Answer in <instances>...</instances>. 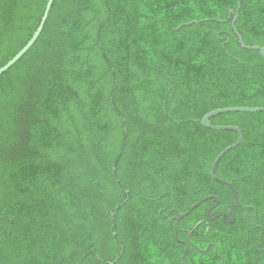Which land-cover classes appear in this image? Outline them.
Here are the masks:
<instances>
[{"label":"trees","instance_id":"trees-1","mask_svg":"<svg viewBox=\"0 0 264 264\" xmlns=\"http://www.w3.org/2000/svg\"><path fill=\"white\" fill-rule=\"evenodd\" d=\"M47 3L0 0V69ZM239 4L264 47V0H54L0 76V264H264L263 112L211 120L244 135L216 170L235 222L209 200L171 225L208 196L232 215L211 167L238 133L202 120L264 107Z\"/></svg>","mask_w":264,"mask_h":264},{"label":"water","instance_id":"water-1","mask_svg":"<svg viewBox=\"0 0 264 264\" xmlns=\"http://www.w3.org/2000/svg\"><path fill=\"white\" fill-rule=\"evenodd\" d=\"M53 3H54V0H48L47 7L45 9L44 15H43V17L41 19V22H40V24H39V26L37 28V31L33 35L32 39L28 42V44L10 62H8L4 67H2L0 69V76L2 74H4L5 72H7L10 68H12L18 61H20L22 59V57L36 43V41L40 37V35H41V33H42L43 29H44V26H45V24L47 22V19L49 17L50 11L52 9ZM240 6H241V4H239L238 9H237L236 12H234L232 10L229 12V18L231 16H233L232 28H233L235 34L238 37L239 44H240V46L243 49L259 51L260 54H261V56L264 58V47L247 45L244 42V39H243L241 33L236 28V22H237L238 17H239V9H240ZM238 112H243V113H258V112H263L264 113V107H236V108L219 109V110H215V111L210 112L202 120V125L204 127L208 128V129H212V130H215V131H234V132L238 133V140H237V142L234 145L229 146L226 149H224L218 155V157L215 159V161H214V163H213V165L211 167V176H212V178L216 182H218V183H220L222 185L227 186L234 193V205H233L232 215L229 216L226 213H219V214L215 215L214 217H212L211 216V212H212V210H214L215 208L218 207V205L220 203V199L217 196H208V197H205V198L199 200L198 202H196L186 213H181V214H178L176 217H172L171 218V225H173L175 221L178 222V221L186 218L197 207H199L200 205H202L203 203H205L206 201H209V200H214L215 201V204L207 211L206 220L208 222H212V221L216 220L219 217H224L226 219V221H227L228 224H233L235 222V220H236V211L241 206L240 194H239L238 190L233 186L232 183H230L228 181H225V180L219 178L218 175H217V173H216V170H217V167H218L219 163L221 162V160L230 151L238 148L241 145V143L243 142L244 135H243V132L238 127H235V126H216V125H213L212 124V121L211 120H212V118H214L215 116L220 115V114L238 113ZM125 131H126V128H125ZM114 171H115V169H114ZM126 193L129 196L130 191L127 190ZM125 202L126 201H124V203ZM114 216H115V214H113V217ZM174 231H175L176 237H178L177 236V229L174 228ZM189 234H190V232H189ZM114 235H116V233H114ZM187 251H188V245L186 244L185 245V254H184L185 264H186V253H187ZM116 261L111 262L110 264H115Z\"/></svg>","mask_w":264,"mask_h":264}]
</instances>
